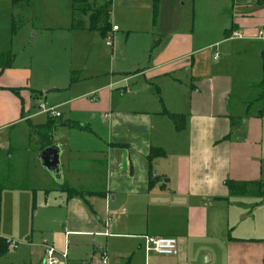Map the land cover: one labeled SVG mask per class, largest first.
<instances>
[{
    "label": "crops",
    "instance_id": "obj_1",
    "mask_svg": "<svg viewBox=\"0 0 264 264\" xmlns=\"http://www.w3.org/2000/svg\"><path fill=\"white\" fill-rule=\"evenodd\" d=\"M233 4L243 8L240 19L233 21L231 36L221 41L241 39L245 43L237 50L247 53L248 41L264 31V0ZM88 26L69 30L94 31ZM193 43L188 32L168 31L152 45L145 65L140 59L137 69L126 74L111 63L107 79L94 84L88 82L94 75L75 77L86 66L76 63L70 70L71 85H52L48 94L30 87L32 74L13 61L0 65L1 193L28 188L27 176L18 174L16 143L23 135L29 141L35 136L40 153L45 147L39 127L50 124L51 144L62 148L64 182H57L38 161L66 191L67 264L70 253L83 258L80 264H99L103 251L108 264H264V212L238 215L236 220L232 203L233 197L262 192L236 194L228 186L232 181L262 187L264 113L243 122L248 124L246 133L234 139L236 118L242 119L253 95L234 96L240 107H230L233 77L213 73L203 64L202 54L214 43L196 49ZM53 44L48 40L35 48L32 60H52ZM63 59L62 52L65 64ZM262 70L264 74V61ZM251 82L250 87L258 88L264 77ZM42 102L56 106L61 115L41 109L36 113L33 105ZM171 114L183 117L182 128ZM41 115L44 121L38 119ZM154 148L165 155L149 158ZM145 235L174 237L178 253L148 251ZM46 244L33 246L36 264Z\"/></svg>",
    "mask_w": 264,
    "mask_h": 264
},
{
    "label": "rangeland",
    "instance_id": "obj_2",
    "mask_svg": "<svg viewBox=\"0 0 264 264\" xmlns=\"http://www.w3.org/2000/svg\"><path fill=\"white\" fill-rule=\"evenodd\" d=\"M104 4L105 0H30L29 3L14 5L12 0H0V65L6 66L13 61L15 67L32 74L30 87H37L48 94L53 92L50 90L52 85H71L70 70L75 69L76 63L86 66L77 71L75 77L94 75L88 79L91 84L107 79L111 63V67L118 71H133L138 67V60L141 59L143 65L147 63L150 48L162 34L178 29L192 35L195 49L214 43L202 54L203 64L211 66L213 73L221 71L233 77L235 87L230 107H240L237 99L240 95H253L242 119L236 118L234 139L246 133L248 124L243 122L260 111L264 113V100H255L264 92V84L258 88L250 87L252 79L261 81L264 77L262 36L248 41L249 51L242 54L237 49L245 41H221L227 37L226 29L232 28L233 21H239V13L243 9L236 7L233 0H112L107 33L69 30L72 26L88 25L90 15ZM114 25L118 30H112ZM48 40H54L52 60H32L31 52L39 46L44 47ZM107 41L111 45H106ZM62 52L65 64L60 60ZM215 54L219 59L214 58ZM190 73L187 72L189 77ZM33 107L36 113H40L39 103ZM44 118L45 115L38 116L42 121ZM262 136L264 147V129ZM16 144L15 157L20 166L18 174L22 175L21 178L27 176L28 188L4 189L1 193L0 238L16 241L17 247H9L0 255V264H36V254L32 253L34 245L43 244L46 240L56 249L63 250L67 195L41 167L35 136L29 141V137L23 135ZM262 163L264 173V160ZM261 182L262 193L257 192L258 184L245 186L246 191L257 190L259 195L232 198L236 220L238 215L242 218L249 213L264 212V176ZM241 207H244V213H241ZM69 257L70 264H80V259H83L73 253Z\"/></svg>",
    "mask_w": 264,
    "mask_h": 264
},
{
    "label": "trees",
    "instance_id": "obj_3",
    "mask_svg": "<svg viewBox=\"0 0 264 264\" xmlns=\"http://www.w3.org/2000/svg\"><path fill=\"white\" fill-rule=\"evenodd\" d=\"M29 2L30 0H12V3L14 5H21L23 3H29ZM111 5H112V0H105V4L103 5V7L97 8L96 12L90 15V22L88 26L89 30L100 31L102 34L107 33V31L110 28L109 19H110V14H111ZM234 30H235L234 25L232 26V28L226 29V36L230 37L231 34L234 32ZM9 57H11V55ZM6 65H10V62H8ZM257 100H260V101L264 100V92L260 93ZM170 116L175 122L176 127L182 128L183 117L177 114H171ZM39 131L41 132V134L39 133V135L43 141L42 147H46L47 145L51 144L52 143L51 125L50 124L42 125L41 127H39ZM164 155H165L164 150L154 148V149H151L149 153V158H153L155 156H164ZM247 185L248 184L246 183H238V182H232V181L228 182V186L231 192L236 193V194L246 193L247 191L245 190V186ZM239 187H241V189ZM259 190L261 192L262 190L261 185H259ZM74 193H77V192H74ZM0 197H1V189H0ZM9 247L10 245L8 244L7 240L4 238H0V255L6 253Z\"/></svg>",
    "mask_w": 264,
    "mask_h": 264
},
{
    "label": "built area",
    "instance_id": "obj_4",
    "mask_svg": "<svg viewBox=\"0 0 264 264\" xmlns=\"http://www.w3.org/2000/svg\"><path fill=\"white\" fill-rule=\"evenodd\" d=\"M112 30H118V27L114 25ZM240 36L238 33H234L233 37ZM260 36L264 37V31H260ZM107 44H111L107 41ZM218 58V55H215ZM42 112L48 113L51 116L58 117L61 115L60 111L56 106H50L45 102L40 104ZM146 249L148 251L155 252L161 255H176L178 253L177 240L174 237L169 236H150L145 235ZM8 244L12 248L17 247V242L14 240L7 239ZM68 263V252L67 250L56 249L53 245L46 244L45 251L42 260L39 264H67ZM99 264H108V254L106 251L101 252L99 258Z\"/></svg>",
    "mask_w": 264,
    "mask_h": 264
},
{
    "label": "water",
    "instance_id": "obj_5",
    "mask_svg": "<svg viewBox=\"0 0 264 264\" xmlns=\"http://www.w3.org/2000/svg\"><path fill=\"white\" fill-rule=\"evenodd\" d=\"M62 148L59 143H53L43 148L39 153L41 165L59 182H64L61 164Z\"/></svg>",
    "mask_w": 264,
    "mask_h": 264
}]
</instances>
